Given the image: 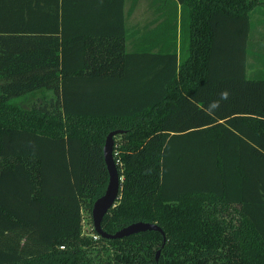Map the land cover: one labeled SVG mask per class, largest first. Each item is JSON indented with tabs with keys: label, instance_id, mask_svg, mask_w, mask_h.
I'll return each mask as SVG.
<instances>
[{
	"label": "trees",
	"instance_id": "1",
	"mask_svg": "<svg viewBox=\"0 0 264 264\" xmlns=\"http://www.w3.org/2000/svg\"><path fill=\"white\" fill-rule=\"evenodd\" d=\"M177 1L179 59L175 34L150 57L161 74L139 76L134 90L133 63L148 61L125 48V0L107 6L115 27L95 30L111 40L103 59L90 55L89 34L60 36L56 24L96 21V7L0 5V264H264V75L246 73L257 0ZM47 16L56 27L37 32ZM102 71L114 90L81 86ZM115 129L121 190L101 228L150 222L164 237L83 232Z\"/></svg>",
	"mask_w": 264,
	"mask_h": 264
},
{
	"label": "crops",
	"instance_id": "2",
	"mask_svg": "<svg viewBox=\"0 0 264 264\" xmlns=\"http://www.w3.org/2000/svg\"><path fill=\"white\" fill-rule=\"evenodd\" d=\"M77 1L76 6H80L82 8L87 7H96V21H81V22H60L56 23L58 26V34L62 35V30H64V34L67 38H69L70 34H73V30H78L77 33L83 32V36L89 34L91 37L88 38L86 45L90 44L92 48L90 49V55L96 57V59H103L108 56L105 54V50H108L110 45V38L103 34L97 35L95 30L105 29L111 31L115 27L116 21L111 20L115 13L107 8L110 7V3L113 0H39V3L36 5L37 13H42L44 11L46 13H51L55 10V7L58 8V13H61L64 9L65 11H69L71 7V2ZM176 3V4H175ZM0 5L6 11H14L15 7H19L22 5V0H0ZM176 7V13H175ZM35 9V10H36ZM108 11V12H107ZM124 28L126 32V37L124 40L125 48L128 52L130 51H139V54L134 55L135 59L141 58V62L144 63L143 68H139L138 62L133 63V68L136 69L133 76H136V83L133 85V89H139V84H143V79L148 78L151 73H155V76H159L157 74L159 70V58L155 57L151 59L150 57L153 56L152 52H157L162 50L164 46H170L173 44V39H175L176 34V47H177V55L179 59V52H180V3L175 0H125L124 2ZM176 14V17H175ZM176 21V29L174 23ZM55 22L52 20L50 21V16H47L43 22H39L35 24L36 27L44 28L46 31H37V32H45L49 33L52 28L56 27ZM86 30V31H85ZM88 30H91L88 32ZM98 36V37H96ZM103 39L102 41L100 39ZM93 39V40H92ZM100 40V42H98ZM97 45V48H96ZM96 49V51H94ZM81 57V56H80ZM94 59V58H93ZM151 59V60H150ZM153 63H155L153 65ZM140 69V70H139ZM129 72V69H128ZM106 71H102L96 73V82H87L84 81L80 85L82 87L85 86H93L96 87V91H112L114 87H117L113 83H109L106 81H102L104 77H107ZM141 76L143 79L142 81L138 79ZM91 83V84H88ZM79 85V83H77ZM80 86V87H81ZM146 87V86H145ZM139 91V90H137ZM47 94V98L52 96V91L50 89L45 90ZM34 98L33 100H35ZM120 142L119 135L114 137V155H117V145Z\"/></svg>",
	"mask_w": 264,
	"mask_h": 264
},
{
	"label": "water",
	"instance_id": "3",
	"mask_svg": "<svg viewBox=\"0 0 264 264\" xmlns=\"http://www.w3.org/2000/svg\"><path fill=\"white\" fill-rule=\"evenodd\" d=\"M121 133V130L115 129L107 133L102 146L103 159L108 172V182L104 192L97 197L91 207V220L95 233L106 239H120L135 233L156 230L163 237L162 229L156 223L137 221L130 223L114 233H107L101 228V221L104 215L115 206L120 196L122 177L119 175L117 162L114 157V137ZM165 241V238H163ZM160 250H157L155 260H158Z\"/></svg>",
	"mask_w": 264,
	"mask_h": 264
},
{
	"label": "rangeland",
	"instance_id": "4",
	"mask_svg": "<svg viewBox=\"0 0 264 264\" xmlns=\"http://www.w3.org/2000/svg\"><path fill=\"white\" fill-rule=\"evenodd\" d=\"M255 7L250 12V29L247 39V68L246 73L253 75H264V0H257ZM35 97L29 96L22 101L23 106L34 101ZM20 103V99L16 100ZM92 229L90 216L86 210H83V232L88 233Z\"/></svg>",
	"mask_w": 264,
	"mask_h": 264
},
{
	"label": "built area",
	"instance_id": "5",
	"mask_svg": "<svg viewBox=\"0 0 264 264\" xmlns=\"http://www.w3.org/2000/svg\"><path fill=\"white\" fill-rule=\"evenodd\" d=\"M116 162L118 163V161L116 160ZM94 237H97V236H94ZM61 248H63V246H61Z\"/></svg>",
	"mask_w": 264,
	"mask_h": 264
}]
</instances>
